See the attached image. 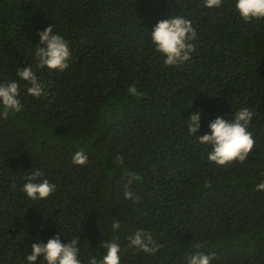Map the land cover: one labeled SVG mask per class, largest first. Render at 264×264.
I'll return each instance as SVG.
<instances>
[{"label": "trees", "instance_id": "1", "mask_svg": "<svg viewBox=\"0 0 264 264\" xmlns=\"http://www.w3.org/2000/svg\"><path fill=\"white\" fill-rule=\"evenodd\" d=\"M235 3L0 0V84L18 82L22 105L6 119L0 106V264H27L32 244L58 234L65 244L79 238L81 264L102 260L103 242L119 244L120 264H187L195 244L216 257L211 264H264V191H256L264 181V19L244 22ZM171 15L196 30V50L178 68L164 65L150 38ZM49 25L72 53L64 71L37 67L38 33ZM27 66L45 96L27 93L31 85L17 76ZM243 107L254 113V149L242 163L217 166L197 137ZM193 112L197 137L187 130ZM78 150L84 166L72 163ZM35 170L43 173L35 182L56 185L45 200L22 191ZM129 174L139 202L123 195ZM138 230L160 245L155 254L130 247Z\"/></svg>", "mask_w": 264, "mask_h": 264}, {"label": "clouds", "instance_id": "2", "mask_svg": "<svg viewBox=\"0 0 264 264\" xmlns=\"http://www.w3.org/2000/svg\"><path fill=\"white\" fill-rule=\"evenodd\" d=\"M223 0H203L205 8H220ZM235 9L240 18L250 23L253 20L264 19V0H236ZM40 42L36 48L35 55L38 60L37 67H47L49 70L64 71L70 67L71 50L68 42L58 34L53 33L52 25L38 33ZM152 44L155 51L164 58L165 66L180 67L191 59L196 46L192 43L196 39V30L189 19L181 15H171L167 19L159 20L150 32ZM46 45V46H40ZM20 80L28 82L31 86L27 88V93L33 97L45 96L44 86L34 74L30 66L17 70ZM20 85L16 81L0 84V106L3 108L2 115L6 119L10 112H20L22 105L19 100ZM128 93L137 95L136 86L130 85ZM254 113L247 107L235 111L234 118L227 121L222 117H217L208 125L210 134L197 137L196 132L200 129V114L193 112L188 120L187 130L189 135L197 137L200 144L209 145L211 151L207 159L217 166H227L233 162H244L255 146L253 134L248 130ZM119 165H123L124 157H115ZM72 163L84 166L88 163V156L83 150H78L72 157ZM43 173L35 170L26 177L27 182L23 185L22 191L33 201L45 200L56 190V185L47 179L35 182ZM264 175V173H261ZM138 177L129 174L127 183L124 185V197L139 202L140 197L131 191L130 186ZM256 191H264V181L256 186ZM113 232L120 228V223L116 220L112 224ZM79 238L71 239L69 243H62L60 234L51 238L47 243H34L31 245V252L27 255V264H37L42 258L46 264H81L79 257ZM102 247L106 250L102 260L95 257L89 258V264H120V246L116 242H103ZM130 247L138 248L146 254H155L159 250L149 232L138 230L130 238ZM197 251L186 257L187 264H211L216 257L207 255L200 251L201 244H195Z\"/></svg>", "mask_w": 264, "mask_h": 264}]
</instances>
